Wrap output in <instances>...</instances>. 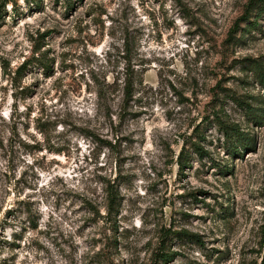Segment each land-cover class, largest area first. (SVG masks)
Here are the masks:
<instances>
[{"label":"rangeland","instance_id":"1","mask_svg":"<svg viewBox=\"0 0 264 264\" xmlns=\"http://www.w3.org/2000/svg\"><path fill=\"white\" fill-rule=\"evenodd\" d=\"M250 2L0 0V264H264Z\"/></svg>","mask_w":264,"mask_h":264},{"label":"trees","instance_id":"2","mask_svg":"<svg viewBox=\"0 0 264 264\" xmlns=\"http://www.w3.org/2000/svg\"><path fill=\"white\" fill-rule=\"evenodd\" d=\"M69 5H71V3L73 2V0H67ZM255 0H251L250 2V6L254 3ZM258 1H262L264 2V0H258ZM26 66V65H24ZM132 89H133V85L132 83H128L126 86H125V92H126V97H130L131 94H132ZM226 129H229L230 132H226L227 133V136L230 137L231 135H234L237 132V130L233 127H226ZM196 151L199 153V154H202V149L200 147H197L196 148ZM182 158H183V154H181L180 156V164L182 165V167H185L186 165V162H185V158L184 160L182 161ZM118 190H115L114 187H111L109 190H108V195H109V213L110 214H116L117 213V208L119 206V194H118ZM161 257L163 258L164 262H168V261H171L172 259H174V257L176 256V254H165V253H161Z\"/></svg>","mask_w":264,"mask_h":264}]
</instances>
